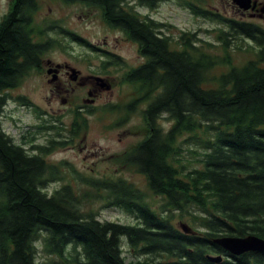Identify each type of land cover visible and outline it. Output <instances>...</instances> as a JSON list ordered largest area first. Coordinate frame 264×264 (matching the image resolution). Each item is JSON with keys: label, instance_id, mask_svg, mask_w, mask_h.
I'll use <instances>...</instances> for the list:
<instances>
[{"label": "trees", "instance_id": "16d2710c", "mask_svg": "<svg viewBox=\"0 0 264 264\" xmlns=\"http://www.w3.org/2000/svg\"><path fill=\"white\" fill-rule=\"evenodd\" d=\"M59 1L103 10L109 27L139 43L146 63L125 82L139 87L136 96L145 93L148 106L142 115L145 122L150 118L146 125L154 133L119 163L144 175L149 191L163 199L162 211L189 217L194 232L177 230L124 181L88 184L96 187V197L106 191L105 199L133 215L136 225L100 221L81 212L87 196L82 200L70 185L45 191L59 179L58 168L44 159L50 151L43 147L41 156L27 154L3 132L1 118L4 92L15 86L20 73L39 69L38 57L57 42L35 23L39 0H16L0 21V264H37L39 241L43 252L58 258L57 264H264V252L232 256L214 243L224 236L264 240V29L208 11L204 0L181 2L220 26L214 30L216 53L194 34L182 33L174 40L161 31L162 24L140 23L118 8L122 0ZM67 35L90 48L85 39ZM243 40L254 43L244 49L255 50L254 58L237 66L230 50L242 51L241 45H233ZM106 56L102 70L116 63ZM138 106L113 105L102 112L122 111L121 122L135 115ZM161 113L171 123L166 131L154 122ZM183 144L200 150L193 152L199 156L195 166L182 163ZM125 242L134 250L135 262L124 257ZM145 255H164L171 262L155 263ZM207 256L223 259L213 263Z\"/></svg>", "mask_w": 264, "mask_h": 264}, {"label": "rangeland", "instance_id": "374dc122", "mask_svg": "<svg viewBox=\"0 0 264 264\" xmlns=\"http://www.w3.org/2000/svg\"><path fill=\"white\" fill-rule=\"evenodd\" d=\"M184 1L155 0V10L149 12L152 13L151 16L156 22L163 23L162 32L165 35L176 40L182 33H191L198 38L200 44L202 42L212 44V50H217L216 53H220V49L217 48L219 43L215 38L216 32H214L220 26L216 22L194 15L189 8L181 5V2ZM254 1L257 3L256 11H243L233 4L232 0H204V9L228 19L254 23L264 29V13L261 12L264 0ZM39 3L40 9L35 17V23L38 27L46 30V35L49 38L57 42L53 49L45 53L44 59L58 64H68L74 70L79 71L82 76L96 75L100 71L102 75L109 78L108 81L112 84V89L108 85L107 92L100 93L99 98L92 96V93L87 95L81 87L69 88L67 94L58 96L53 93L54 90L50 84L46 83V79L32 76L20 90L11 95L29 98L28 100L38 107L41 115L49 114L56 118L59 117V121H61L62 126L56 135L54 133L42 134L47 139L55 138L57 141L65 142L62 147L57 148L46 157L49 164L57 166L59 179L50 183L45 191L51 194L64 185H70L75 194L82 197V200L87 196V200L80 204L81 212L91 213L100 221L119 225H136L137 220L133 215L120 206L110 204L111 199H105L106 191L96 197V187H90L88 184L90 180L124 181L127 185L139 190L144 201L153 210L170 218L172 226L177 230H181V226L185 225L188 234L194 232L189 217L177 212H166L165 214L162 211L163 199L154 196L149 191L145 176L119 163V159L123 157L124 153L129 152L131 147L140 141L143 127L140 113L127 116L123 122H119L122 111L118 110L114 114L102 112V109H106L107 106L128 102V95L133 90L130 84L121 80V75L125 70L141 63L136 47L126 42L119 32L106 27L94 9L81 4H65L59 0H39ZM8 8L9 0H0V18L4 17ZM137 11L141 14L147 12L142 8ZM50 26L52 31H48ZM58 27L63 30L61 33L57 29ZM68 33L85 39L94 49L86 48L72 41L71 37L67 35ZM235 45H241L243 50H230L234 65L241 66L254 58L255 50L244 51L245 48L249 49V46L254 45L250 40L236 41L233 48ZM103 51L120 56L121 68H107V71L102 73V61L105 58ZM80 97L88 99L89 103L94 100V104L89 106L90 113L84 116L87 127L73 136L74 133L70 134L69 132L72 117L69 109L73 107L64 103L62 99L72 98L74 102H77ZM139 109L142 110L143 107ZM49 115L43 118H48ZM36 124L38 121L31 119L27 107L18 106L12 103V100L7 101L1 118V128L7 136L17 141L23 135H33V126ZM158 124L164 131L168 130L171 125L166 115L159 119ZM45 141L46 138H42L38 142L45 144ZM181 147L182 163L188 162L195 166L199 156L193 152L200 153V150L189 144H183ZM117 198L123 199L122 194H117ZM122 248L127 262H135L134 250L126 242L123 243ZM137 250L135 249V251ZM36 251L37 264H52L53 262V264H57L55 263L58 261L57 257L43 252L42 241L36 243ZM145 257H153L155 263L171 262L164 255H145Z\"/></svg>", "mask_w": 264, "mask_h": 264}, {"label": "flooded vegetation", "instance_id": "af4514ba", "mask_svg": "<svg viewBox=\"0 0 264 264\" xmlns=\"http://www.w3.org/2000/svg\"><path fill=\"white\" fill-rule=\"evenodd\" d=\"M15 2H16V0H9V8H8L6 14L9 13V11L11 10V8L13 7V4ZM87 8H89V7H87ZM90 8L94 9L96 12H98L99 18L103 21V23L106 27H108L111 30H115V31L119 32L126 42L131 43L136 47V51L138 53L139 58L141 59V63L138 64L137 66L133 67V68L125 70L121 75L122 81H125L126 78L129 79V77H131L132 75L135 74L137 69L141 68L146 63V58L140 54L139 43L137 41H134V40L130 39L129 37H127L122 31L109 27L107 25V23L105 22V19L103 16L104 15L103 10H101L99 8H94V7H90ZM118 8L122 12H124L125 14H133L134 18L137 19L140 23H146V24L149 23L148 25H152L153 22H156L154 20L153 16H151L152 13L149 12V11L155 10V3H153V4L146 3V0H122V1H120ZM140 8L145 9L147 11L146 14H141L139 11H137V9H140ZM254 11H256V10H254ZM2 18H0V21ZM156 23L163 25V23H160V22H156ZM161 31H163V30H161ZM87 43L90 46L89 49H94L93 46L88 41H87ZM84 47H86V46H84ZM86 48H88V47H86ZM103 52H104L103 55L105 58L102 61V68L104 66V63L108 62V60H107L108 57L106 55H109L110 59L112 56V59L110 60V62H114V63L116 62L114 65H110L107 68H112V67L113 68H115V67L121 68L122 60H121L120 56L115 55V54H111V53L106 52V51H103ZM45 55L38 57V60L40 62L39 66H38L39 69L32 70L25 75L24 74L21 75V73H20V75L17 77V78H19V80L15 83V86L4 92V94L6 95V99L3 102V108L6 107V103L9 100H12V103L17 104L18 106L27 107V109L29 111V115L31 116V119L38 121V124L33 126L34 134L29 135V136L23 135L17 141L12 138V141L17 146H20L29 155L41 156L39 149L46 147L48 149L47 151H50V152H48V154H46L44 156V159L47 162L46 157L51 152H53L57 148L62 147L64 145L61 142V144H62L61 146H56V144L60 143V141H57L55 138L47 139L46 136H44V137L42 136L43 133H47V134L54 133V135L57 134L56 132L62 126L61 121H59V117L56 118V117H53L49 114H46V115H49V117L43 118V117H46V115H44V116L41 115L40 111L38 110V107L32 101L28 100L29 98H25L24 96L13 97L11 95L14 92L20 90L21 87L23 86V84L32 76L38 77V78L43 77L44 79H46V83H48L52 86V90H54L53 93H55L58 96H61L62 94L63 95L67 94L66 92H68L69 88L81 87L83 90H85L87 95L89 93H92V96H94L95 98H99L100 93L107 92L106 91L107 87L111 86V89H112V84L110 83V81H108L109 78L102 75L100 71H98L96 73V75L92 74L89 76H82L80 74V72L76 70L77 71L76 78L74 79V76H73L74 74H72V71H71V69H73V68H71L68 64H65V63L58 64V63L52 62L49 59H44ZM107 68H106V70H102V73L104 71L106 72ZM135 87H137V89L139 88L136 84H134V86H131L133 92L132 93L130 92L131 94L128 95V98H129L128 102L126 101L125 104H116L114 106H116L117 108L118 107H125L126 105L131 104L133 102H134V104L139 105L138 110L135 114L140 113V115H141L140 120H141V124L143 125V127H142V135H141L140 141L138 142V143H141L147 137H152L154 130H153V128L148 127L146 125V122L150 123L149 122L150 118H147L146 122H145L144 116L142 115V111H145V109L148 106V102L143 101V99L146 97L145 93L141 92V94L139 96H136L135 93L138 95V92H137V89ZM62 101L64 103L65 102L68 103V105L70 107H73V108L69 109V113L72 116L71 122L69 124V127H70L69 132H70V134L74 133L73 136H76L78 134V132L85 130V128L87 127L84 116H86L87 114L90 113V107L89 106H92V104H94L93 103L94 100H92V102L89 103L88 99H86L84 97H80L77 102H74L72 100V98H69L68 100L62 99ZM140 107H143V109L140 110L139 109ZM162 116L163 115L161 113V115H159V117L157 119H155L154 122L156 124H158V121ZM12 119H13V117H12ZM121 122H123V120H121ZM125 123H126V121H125ZM83 126H85V128ZM161 130L164 131L162 128H161ZM161 130L159 129L160 132H161ZM42 138H46V141L44 142L45 144H41L38 142ZM126 153L127 152H125L124 155ZM51 165H53V164H51ZM54 167H57V166H54Z\"/></svg>", "mask_w": 264, "mask_h": 264}, {"label": "water", "instance_id": "95a60500", "mask_svg": "<svg viewBox=\"0 0 264 264\" xmlns=\"http://www.w3.org/2000/svg\"><path fill=\"white\" fill-rule=\"evenodd\" d=\"M232 3L243 11H254L257 5L254 0H232ZM261 12L264 13V5L261 8ZM71 71L75 79L77 71L74 69H71ZM106 89H108V87ZM181 230L184 233H188V229L185 225L181 226ZM214 243L232 256H240L250 252H264V240L253 235L246 237L224 236L215 239ZM207 259L213 263H220L223 258L221 256H207Z\"/></svg>", "mask_w": 264, "mask_h": 264}, {"label": "bare ground", "instance_id": "6f19581e", "mask_svg": "<svg viewBox=\"0 0 264 264\" xmlns=\"http://www.w3.org/2000/svg\"><path fill=\"white\" fill-rule=\"evenodd\" d=\"M99 10V9H98ZM43 58V57H42Z\"/></svg>", "mask_w": 264, "mask_h": 264}]
</instances>
